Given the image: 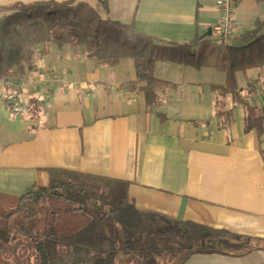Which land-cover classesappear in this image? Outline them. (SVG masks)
Segmentation results:
<instances>
[{"label": "crops", "instance_id": "obj_1", "mask_svg": "<svg viewBox=\"0 0 264 264\" xmlns=\"http://www.w3.org/2000/svg\"><path fill=\"white\" fill-rule=\"evenodd\" d=\"M35 1L46 0L0 6ZM108 17L168 46L206 37L219 10L216 0H109ZM258 20L264 1L238 0L234 36ZM136 63L104 65L85 45L44 43L34 61L0 76V191L47 186L57 167L118 178L141 210L261 241L234 253H194L184 264H264V135L248 128L240 102L264 105V67L238 72L237 95L220 104L224 72L158 61L154 74L167 84L148 104ZM10 93L26 108L16 116L5 103Z\"/></svg>", "mask_w": 264, "mask_h": 264}, {"label": "trees", "instance_id": "obj_2", "mask_svg": "<svg viewBox=\"0 0 264 264\" xmlns=\"http://www.w3.org/2000/svg\"><path fill=\"white\" fill-rule=\"evenodd\" d=\"M108 10L109 0L0 6V76L34 61L44 43L85 45L89 56L104 65L135 58L136 84L148 104L167 84L154 74L158 61L216 68L226 74L225 85L216 87L222 104L227 95H237L238 72L264 67V20L227 43L198 35L185 44L160 46L135 33L133 24L109 19ZM240 102L246 105L248 128L261 137L264 105H247L242 97ZM48 181L47 186L33 185L20 195L0 191V259L8 262L11 256L19 260L30 254L26 264H163L169 255L170 264H184L194 253H234L258 241L141 210L129 197L128 182L118 178L57 167L49 171ZM43 208L51 218L41 228L37 220ZM33 219L36 222L29 224Z\"/></svg>", "mask_w": 264, "mask_h": 264}, {"label": "built area", "instance_id": "obj_3", "mask_svg": "<svg viewBox=\"0 0 264 264\" xmlns=\"http://www.w3.org/2000/svg\"><path fill=\"white\" fill-rule=\"evenodd\" d=\"M216 4L219 10V19L212 26L211 37L216 43H227L236 31L238 0H216ZM5 103L11 116H16L17 113L26 110L15 93H10Z\"/></svg>", "mask_w": 264, "mask_h": 264}, {"label": "rangeland", "instance_id": "obj_4", "mask_svg": "<svg viewBox=\"0 0 264 264\" xmlns=\"http://www.w3.org/2000/svg\"><path fill=\"white\" fill-rule=\"evenodd\" d=\"M160 44H162V43H160ZM50 218L51 217H50V214L48 213V211L45 208H43L41 210L40 217L37 220V226L43 228L46 225V223L49 222ZM35 222H36V220L33 219V220H30L28 223L32 224V223H35ZM29 257H30V254L26 255L23 259L20 258L18 260V258H16V257L13 258V256H11L9 258L8 262L4 258H1L0 259V264H26V262H23V261L26 260V258H29ZM171 258H172L171 256L167 255V257L163 259V264H167V262H168V264H170L171 263ZM161 264H162V262H161Z\"/></svg>", "mask_w": 264, "mask_h": 264}, {"label": "water", "instance_id": "obj_5", "mask_svg": "<svg viewBox=\"0 0 264 264\" xmlns=\"http://www.w3.org/2000/svg\"><path fill=\"white\" fill-rule=\"evenodd\" d=\"M211 35H212V28L210 27V28L207 30L205 36H211Z\"/></svg>", "mask_w": 264, "mask_h": 264}]
</instances>
